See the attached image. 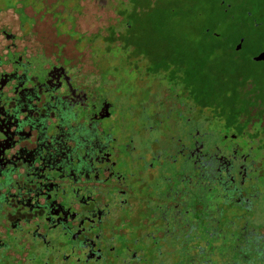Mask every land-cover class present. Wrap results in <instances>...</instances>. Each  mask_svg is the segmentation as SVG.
Instances as JSON below:
<instances>
[{
	"label": "flooded vegetation",
	"instance_id": "obj_1",
	"mask_svg": "<svg viewBox=\"0 0 264 264\" xmlns=\"http://www.w3.org/2000/svg\"><path fill=\"white\" fill-rule=\"evenodd\" d=\"M216 1L264 30V0ZM19 15L33 12L0 9V264H264V112L250 88L247 124L211 132L188 112L191 98L208 105L169 103L165 88L150 111L127 103L74 42L58 50ZM255 120L262 136H244Z\"/></svg>",
	"mask_w": 264,
	"mask_h": 264
},
{
	"label": "rangeland",
	"instance_id": "obj_2",
	"mask_svg": "<svg viewBox=\"0 0 264 264\" xmlns=\"http://www.w3.org/2000/svg\"><path fill=\"white\" fill-rule=\"evenodd\" d=\"M3 8L17 13L28 8L34 19L19 15L20 22L45 24L58 50L62 42H74V50L107 73L127 103L147 101L150 111L156 108L154 97L165 88L169 103L192 96L207 104L213 101L211 94L223 89L215 86L218 82L228 87L240 75L248 78L253 103L264 112V61L246 58L264 44V30L249 27L242 13L224 12L216 0H0ZM263 16L256 13L258 20ZM240 35L247 39L236 52L233 46ZM191 101V118L205 116L211 132L215 126L223 128L228 110L202 109ZM246 118L229 125L241 130ZM262 130L258 120L251 121L243 135L259 131L261 137Z\"/></svg>",
	"mask_w": 264,
	"mask_h": 264
},
{
	"label": "trees",
	"instance_id": "obj_3",
	"mask_svg": "<svg viewBox=\"0 0 264 264\" xmlns=\"http://www.w3.org/2000/svg\"><path fill=\"white\" fill-rule=\"evenodd\" d=\"M209 48L214 49L212 45H209ZM211 54L212 51L209 52L207 56ZM247 79V77L236 75L233 78L234 84L229 85L228 87H226L223 83L218 82L215 86H221V88L223 89L218 94H211V96L213 97V101H206V105L213 106L215 109H219L220 112L224 114L225 110H228V115L226 117L228 124L230 122L238 121L244 115H247L250 111L249 104L252 101L250 100L249 89L245 83L247 82Z\"/></svg>",
	"mask_w": 264,
	"mask_h": 264
},
{
	"label": "water",
	"instance_id": "obj_4",
	"mask_svg": "<svg viewBox=\"0 0 264 264\" xmlns=\"http://www.w3.org/2000/svg\"><path fill=\"white\" fill-rule=\"evenodd\" d=\"M238 47V46H237ZM255 61L264 60V52L259 53L253 58Z\"/></svg>",
	"mask_w": 264,
	"mask_h": 264
}]
</instances>
